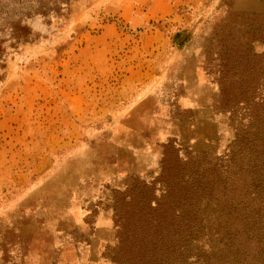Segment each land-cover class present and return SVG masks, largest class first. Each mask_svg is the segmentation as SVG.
Here are the masks:
<instances>
[{
  "label": "rangeland",
  "instance_id": "rangeland-1",
  "mask_svg": "<svg viewBox=\"0 0 264 264\" xmlns=\"http://www.w3.org/2000/svg\"><path fill=\"white\" fill-rule=\"evenodd\" d=\"M121 1L0 0V264H139L140 236L186 229L168 220L197 172L233 166L234 199L239 166L264 167V0L179 28H129Z\"/></svg>",
  "mask_w": 264,
  "mask_h": 264
},
{
  "label": "trees",
  "instance_id": "trees-1",
  "mask_svg": "<svg viewBox=\"0 0 264 264\" xmlns=\"http://www.w3.org/2000/svg\"><path fill=\"white\" fill-rule=\"evenodd\" d=\"M16 30V43L32 39L28 27L17 26ZM251 31L254 36L250 43L264 45V24L252 27ZM229 43L227 47L233 51L234 38ZM227 54L228 51L221 55ZM221 67L226 68V63L221 64ZM239 104L247 109L250 105L244 100L236 103ZM255 159L264 163V156L260 159L258 155ZM244 165L255 169V173H251L255 175L254 184H246L243 180L241 167ZM256 167L252 159L239 166L234 199L231 193L236 175L233 166V171L226 179L221 178L215 167L197 172L186 186L185 213L174 204L172 218L168 220L171 223L183 221L187 225L186 229H159L152 236H140L141 241L135 244L137 250L134 252L139 264H264V184L260 179L264 178V167L261 171ZM158 191L160 197L156 198L155 188H150V199L145 201L151 210H159L162 202L174 195L166 187Z\"/></svg>",
  "mask_w": 264,
  "mask_h": 264
},
{
  "label": "crops",
  "instance_id": "crops-1",
  "mask_svg": "<svg viewBox=\"0 0 264 264\" xmlns=\"http://www.w3.org/2000/svg\"><path fill=\"white\" fill-rule=\"evenodd\" d=\"M206 0H123L119 16L129 28L145 27L150 22L170 20L173 27L187 26Z\"/></svg>",
  "mask_w": 264,
  "mask_h": 264
}]
</instances>
